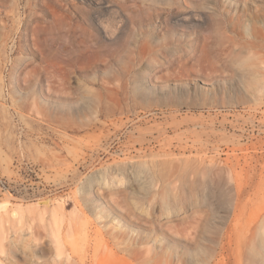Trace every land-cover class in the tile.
I'll return each instance as SVG.
<instances>
[{"label": "rangeland", "instance_id": "374dc122", "mask_svg": "<svg viewBox=\"0 0 264 264\" xmlns=\"http://www.w3.org/2000/svg\"><path fill=\"white\" fill-rule=\"evenodd\" d=\"M263 224L264 0H0V264H264Z\"/></svg>", "mask_w": 264, "mask_h": 264}, {"label": "bare ground", "instance_id": "6f19581e", "mask_svg": "<svg viewBox=\"0 0 264 264\" xmlns=\"http://www.w3.org/2000/svg\"><path fill=\"white\" fill-rule=\"evenodd\" d=\"M146 53V52H145ZM140 56H141V54H140ZM143 56H144V54H143ZM183 56V55H182ZM157 58V57H156ZM250 81V80H249ZM253 83H254V80H253ZM251 84V83H250ZM261 85V84H260ZM259 90V89H258ZM261 90V89H260ZM262 91V90H261ZM260 94H262V93H260ZM263 95V94H262ZM175 160H177V159H175ZM174 162V161H173ZM205 162V161H204ZM55 212V211H54ZM57 216V215H56ZM58 217V216H57ZM54 218H55V216H54ZM53 218V219H54ZM259 218H257V219H255V221L257 220V221H259L258 220ZM252 223H254V222H252ZM54 225V224H53ZM264 225V224H263ZM263 227V226H262ZM24 229V228H23ZM54 229V228H53ZM249 229H250V227H249ZM260 229V228H259ZM52 230V229H51ZM262 230V229H261ZM54 232V231H53ZM259 232H260V230H259ZM253 236L250 238V242H248L247 244H245L246 246V253H244V254H246V257L248 258V260H250L249 262H251V261H253L254 263L255 262H262L263 261V259H264V235L262 234V235H260L259 233H253L252 234ZM53 239V238H52ZM248 240V239H247ZM57 241V240H56ZM60 241V240H59ZM53 242H54V240H53ZM62 242V241H61ZM58 243V242H57ZM60 243V242H59ZM117 244V243H116ZM127 244V243H126ZM56 245V244H55ZM61 246V245H60ZM126 246V245H125ZM242 246V245H241ZM62 247V246H61ZM55 248V247H54ZM63 248V247H62ZM56 249H57V247H56ZM138 249V248H137ZM132 250V249H131ZM140 250V249H139ZM65 251V250H64ZM138 251V250H137ZM243 251V250H242ZM67 252V251H66ZM149 252H151V251H149ZM62 253V252H61ZM139 253V252H138ZM224 253V252H223ZM240 253V252H239ZM56 254H58V253H56ZM127 254V253H126ZM62 255H63V253H62ZM59 256H60V254H59ZM57 258V257H56ZM142 258V257H141ZM146 258V257H145ZM247 258H246V260H247ZM141 260V259H140ZM245 260V261H246ZM74 261V260H73ZM60 262H61V260H60ZM139 262V261H138ZM156 262V261H155ZM65 263V262H64ZM164 264V263H163Z\"/></svg>", "mask_w": 264, "mask_h": 264}]
</instances>
